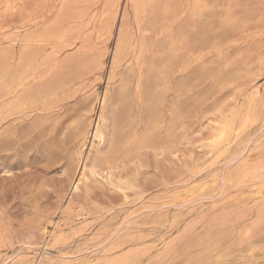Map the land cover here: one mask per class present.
I'll return each mask as SVG.
<instances>
[{"label":"rangeland","instance_id":"374dc122","mask_svg":"<svg viewBox=\"0 0 264 264\" xmlns=\"http://www.w3.org/2000/svg\"><path fill=\"white\" fill-rule=\"evenodd\" d=\"M5 55L0 264H264V0H0Z\"/></svg>","mask_w":264,"mask_h":264},{"label":"bare ground","instance_id":"6f19581e","mask_svg":"<svg viewBox=\"0 0 264 264\" xmlns=\"http://www.w3.org/2000/svg\"><path fill=\"white\" fill-rule=\"evenodd\" d=\"M120 17V16H119ZM119 21V20H118ZM117 28V27H116ZM115 31V30H114ZM115 37V36H114ZM9 43V42H8ZM41 43V42H40ZM120 53L122 52V48H121V45H120ZM112 50V49H111ZM118 49H117V51H116V54L115 55H117L118 54ZM106 56V55H105ZM36 59H35V57H34V55L32 56L29 52H24V53H22V54H20L19 56H18V60H17V63H16V65L12 68H10L9 70H7V74L9 75V80H8V84L10 85V88H9V91L7 92V94H10V95H12V97L13 98H16V100L17 101H12V102H10V104L12 105V104H14V103H16L17 102V104H19L20 106H22L23 104H25V102L26 101H23V99H24V93H25V90H26V88H28L26 85H27V83H29V81H28V78L30 77V75H31V71H32V68L34 67V61H35ZM5 61H7V55H5V56H1L0 57V62H5ZM108 66V65H107ZM105 77V76H104ZM62 83H64L63 82V80H60V81H57V80H55V79H53V80H51L50 81V83L48 84V85H46L45 87H44V94L46 95V97H49V96H52L54 93H55V90H57L59 87H62L63 86V84ZM158 85H159V81H158V78H157V76H155V78H154V81H153V84H152V88H150V91H149V101H151V104H152V111H151V115H150V124H152V122H155L157 119H159L160 118V113L157 111V108H159V103H160V101H161V98H162V93H161V91L159 90H157V87H158ZM96 86V85H95ZM97 87V86H96ZM138 88V87H137ZM78 89V88H77ZM93 89V88H92ZM103 89V88H102ZM127 91H128V89H127V86H126V83H124L122 86H121V88H120V90H119V95H121V96H124L126 93H127ZM132 91H133V89H132ZM136 94V93H135ZM102 95V94H101ZM105 94H104V96L102 97V99L100 100L102 103L105 101ZM134 101V100H133ZM254 106V105H253ZM257 106V105H256ZM260 108V107H259ZM255 109V108H254ZM97 110V109H96ZM55 112V111H54ZM103 112V111H102ZM262 113V112H261ZM97 115V114H96ZM264 117V116H263ZM262 117V118H263ZM104 119V118H103ZM263 121V120H262ZM92 122V121H91ZM256 123V122H255ZM259 123V122H258ZM262 123V122H261ZM89 125V124H88ZM262 125V124H261ZM260 126V125H259ZM87 127V126H86ZM263 127H264V125H263ZM257 128V127H256ZM261 128V127H260ZM251 131V130H250ZM249 132V131H248ZM258 132V131H257ZM257 132H255V134L257 133ZM260 132V131H259ZM263 133V132H262ZM115 134H117V131H115ZM250 134V133H249ZM93 135H94V137H97V138H100V139H102V137H103V132L101 131V129L99 128V126H98V124L96 125V127H95V130H94V132H93ZM79 136V135H78ZM252 136V135H251ZM251 136L249 137V138H251ZM90 137V136H89ZM243 137V136H242ZM253 137V136H252ZM258 137V136H257ZM221 138V137H220ZM133 139V138H132ZM214 139V138H213ZM243 139V138H242ZM98 140V139H97ZM96 140V141H97ZM233 140V139H232ZM92 141V140H91ZM230 141V140H229ZM245 141V140H244ZM243 141V142H244ZM232 142V141H231ZM99 143V142H98ZM227 143H229V142H227ZM80 144V143H79ZM223 144V143H222ZM240 144V143H239ZM77 145V144H76ZM81 145V144H80ZM79 145V146H80ZM92 145V144H91ZM237 145V144H236ZM244 145V144H243ZM234 146V145H233ZM245 146V145H244ZM88 147V146H87ZM96 147V146H95ZM233 148V147H232ZM232 148H231V150H232ZM238 148H239V146H238ZM245 148H247V147H245ZM79 149V148H78ZM83 149V148H82ZM242 149V148H241ZM240 149V150H241ZM244 149V148H243ZM87 150V149H86ZM85 150V151H86ZM233 151V150H232ZM238 151V150H237ZM242 151V150H241ZM240 151V153L239 154H241V153H243V151L241 152ZM246 151V150H245ZM244 151V152H245ZM233 152H236V151H233ZM232 152V153H233ZM100 154V153H99ZM238 154V155H239ZM102 155V154H101ZM235 155V154H234ZM233 155V156H234ZM242 156V155H241ZM238 157V156H237ZM232 158V157H231ZM239 158H240V156H239ZM238 159V158H237ZM83 161V160H82ZM80 162V161H79ZM229 162V161H228ZM118 163H120V162H118ZM227 163V162H226ZM79 165V164H78ZM106 165V164H105ZM116 165V164H115ZM226 165V164H225ZM70 166V165H69ZM80 166V165H79ZM229 166V165H228ZM82 168V167H81ZM224 168H226V166L225 167H223V170L222 171H224ZM68 169V168H67ZM227 169V168H226ZM245 170V169H244ZM67 172H68V170H67ZM109 172V171H108ZM69 173V172H68ZM72 173V172H71ZM110 173V172H109ZM243 173V172H242ZM105 174V173H104ZM226 174V173H225ZM69 175V174H68ZM72 175V174H71ZM221 175H223V173L221 174ZM85 176V175H84ZM199 176V175H198ZM200 176H202V175H200ZM226 176V175H225ZM107 177V176H106ZM253 177V176H252ZM100 178V177H99ZM83 179H84V177H83ZM97 179V178H96ZM221 179V178H220ZM102 180V179H101ZM222 180V179H221ZM263 179H261V181H262ZM103 181V180H102ZM130 181V180H129ZM133 181V180H132ZM224 181V180H223ZM87 182V181H86ZM112 182V181H111ZM118 182H120V181H118ZM80 183V182H79ZM124 183H126V182H124ZM77 184V183H76ZM182 185H184V184H182ZM181 185V186H182ZM76 186V185H75ZM117 186V185H116ZM175 186V185H174ZM173 186V187H174ZM180 186V185H179ZM179 186H177V187H179ZM185 186V185H184ZM77 187V186H76ZM122 187H124V186H122ZM139 187V186H138ZM173 187H171V188H173ZM126 188V187H125ZM238 188V187H237ZM78 189V188H77ZM112 189V188H111ZM131 189V188H130ZM129 189V191H131ZM71 189L69 188V191H70ZM161 190V189H160ZM165 190V189H164ZM220 190V189H219ZM256 190V189H255ZM121 191V190H120ZM157 191H159V190H157ZM166 191V190H165ZM231 191V190H230ZM122 192H123V190H122ZM122 192H121V194H122ZM137 192V191H136ZM140 192H141V190H140ZM179 192V191H178ZM221 192V191H220ZM160 193V192H159ZM166 193V192H165ZM155 194V193H154ZM225 194V193H224ZM136 195H138L137 193H136ZM135 195V196H136ZM141 195V194H140ZM148 195V194H147ZM123 196V195H122ZM126 196V195H125ZM129 196V195H128ZM138 197V196H137ZM130 198V197H129ZM140 198V197H139ZM138 198V199H139ZM143 198V197H142ZM192 198V197H191ZM201 198H203V197H201ZM208 198V197H207ZM206 198V199H207ZM210 198H213V197H210ZM203 199H205V198H203ZM209 199V198H208ZM140 200V199H139ZM189 200V199H188ZM195 200V199H194ZM197 200H200V199H197ZM202 200V199H201ZM216 200V199H215ZM127 201V200H126ZM134 201V200H133ZM192 201V200H191ZM181 202V201H180ZM183 202H185V201H183ZM198 202V201H197ZM194 203V202H193ZM263 203V202H262ZM134 204H136V201H135V203ZM184 204V203H183ZM186 204V203H185ZM132 206V205H131ZM134 206V205H133ZM135 207V206H134ZM259 207V206H258ZM258 207H256V208H258ZM126 208H127V206H126ZM125 208V209H126ZM174 208V207H173ZM183 208V207H182ZM161 209V208H160ZM159 209V210H160ZM163 209V208H162ZM161 209V210H162ZM160 210V211H161ZM174 210V209H173ZM175 210H177V208L175 209ZM259 210H260V208H259ZM120 211V210H119ZM127 211V210H126ZM130 211V210H129ZM158 211V210H157ZM165 211V210H164ZM159 212V211H158ZM175 212V211H174ZM242 212V211H241ZM238 213H240V212H238ZM138 214V213H137ZM136 214V215H137ZM159 214V213H158ZM259 214V213H258ZM123 215V214H122ZM185 215V214H184ZM148 216V215H147ZM154 216V215H153ZM133 217V216H132ZM131 217V218H132ZM134 217H136V216H134ZM152 217V216H151ZM151 217H150V219H151ZM263 217V216H262ZM100 218H102L101 216H100ZM126 218V217H125ZM146 218V217H145ZM257 218V217H256ZM117 219V218H116ZM141 219V218H140ZM142 219H144V218H142ZM244 219V218H243ZM252 219V218H251ZM260 219V218H259ZM100 220V219H99ZM98 220V221H99ZM175 220V219H174ZM263 220V219H262ZM262 220H260V223H261V221ZM104 221V220H103ZM118 221V220H117ZM135 221H136V219H135ZM148 221H149V219H148ZM172 221V220H171ZM126 222V221H125ZM145 222V221H144ZM147 222V221H146ZM170 222V221H169ZM173 222V221H172ZM258 222V221H257ZM102 223V222H101ZM100 223V224H101ZM103 223H105V222H103ZM112 223H115L116 224V221L115 222H112ZM135 223H137V222H135ZM135 223H133L134 225H135ZM253 223V222H252ZM48 224V223H47ZM99 224V225H100ZM107 224V223H106ZM110 224V223H109ZM120 224V223H119ZM132 224V223H131ZM137 224H139V223H137ZM172 224V223H171ZM254 224V223H253ZM95 225V224H94ZM98 225V226H99ZM105 225V224H104ZM104 225H102L103 227H104ZM145 225V224H144ZM167 225V224H166ZM170 225V224H169ZM205 225V224H204ZM247 225V224H246ZM250 225V224H249ZM257 225V224H256ZM259 225V224H258ZM257 225V226H258ZM50 226V225H49ZM54 226V225H53ZM52 226V227H53ZM101 226V225H100ZM101 226V227H102ZM112 226V225H111ZM122 226V225H121ZM131 226H133V225H131ZM138 226V225H137ZM160 226V225H159ZM161 226H163V225H161ZM107 227H108V225H107ZM139 227V226H138ZM137 227V228H138ZM151 227V226H150ZM155 227H157V226H155ZM251 227V226H250ZM250 227H248V228H250ZM253 227V226H252ZM251 227V228H252ZM254 227H256V226H254ZM64 228V227H63ZM109 228V227H108ZM116 228H117V225H116ZM128 228V227H127ZM130 228V227H129ZM136 228V229H137ZM162 228H165V227H162ZM169 228V227H168ZM202 228V227H201ZM105 229V228H104ZM132 229V228H131ZM140 229V228H139ZM147 229H148V226H147ZM153 229H156V228H153ZM160 229V228H159ZM254 229H256V228H254ZM264 229V228H263ZM263 229H261L262 231H263ZM133 230V229H132ZM135 230V229H134ZM141 230H143L142 228H141ZM162 230V229H161ZM245 230H246V228H245ZM115 231V230H114ZM136 231V230H135ZM140 231V230H139ZM154 231V230H153ZM157 231V230H156ZM159 231V230H158ZM250 231V230H249ZM105 232V231H104ZM107 232V231H106ZM108 232H109V230H108ZM128 232V231H127ZM241 232V231H240ZM246 232V231H245ZM253 232V231H252ZM258 232V231H257ZM264 232V231H263ZM198 233V232H197ZM234 233H235V231H234ZM262 233V232H261ZM142 234V233H141ZM164 234V233H163ZM162 234V235H163ZM233 234V233H232ZM242 234V233H241ZM255 234V233H254ZM257 234V233H256ZM255 234V235H256ZM234 235V234H233ZM260 235V234H259ZM49 236V235H48ZM153 236V235H152ZM195 236V235H194ZM218 236V235H217ZM241 236V235H240ZM58 237H60V236H58ZM108 237V236H107ZM121 237V236H120ZM138 237H140V236H138ZM213 237H216V235L215 236H213ZM257 237V236H256ZM129 238V237H128ZM155 238V237H154ZM153 238V239H154ZM233 238H235V237H233ZM261 238V237H260ZM58 239V238H57ZM136 239H138V238H136ZM232 239V238H231ZM241 239V238H240ZM243 239V238H242ZM263 239V238H262ZM60 240V239H59ZM123 240V239H122ZM155 240V239H154ZM208 240H210V238L208 239ZM229 240V239H228ZM245 240V239H244ZM253 240V239H252ZM58 241V240H57ZM99 241V240H98ZM130 241V240H129ZM145 241V240H144ZM157 241V240H156ZM232 241V240H231ZM234 241V240H233ZM106 242V241H105ZM115 242V241H114ZM132 242V241H131ZM194 242V241H193ZM202 242V241H201ZM204 242V241H203ZM202 242V243H203ZM246 242V241H245ZM251 242V241H250ZM263 242H264V240H263ZM54 243H55V241H54ZM60 243V242H59ZM124 243H126V242H124ZM180 243H182V242H180ZM239 243H240V241H239ZM115 244V243H114ZM113 244V245H114ZM128 244V243H127ZM172 244V243H171ZM262 244V243H261ZM260 244V246H262ZM51 245V244H50ZM119 245H120V243H119ZM122 245V244H121ZM183 245V244H182ZM193 245V244H192ZM195 245V244H194ZM209 245V244H208ZM229 245V244H228ZM242 245V244H241ZM248 245V244H247ZM263 245H264V243H263ZM243 246V245H242ZM251 246V245H250ZM81 247V246H80ZM83 247V246H82ZM85 247V246H84ZM151 247V246H150ZM173 247V246H172ZM183 247H184V245H183ZM208 247V246H207ZM226 247H227V245H226ZM226 247H224V248H226ZM245 247V246H244ZM263 247V246H262ZM46 248H48V247H46ZM113 248V247H112ZM115 248V247H114ZM124 248V247H123ZM195 248V247H194ZM206 248V247H205ZM233 248V247H232ZM237 248V247H236ZM257 248V247H256ZM16 249H17V247H16ZM142 249V248H141ZM196 249V248H195ZM207 249V248H206ZM223 249V248H222ZM252 249V248H251ZM19 250V249H18ZM50 250H52V249H50ZM88 250V249H87ZM87 250H85V251H87ZM227 250V249H226ZM229 250V249H228ZM194 251V250H193ZM216 251V250H215ZM224 251H225V249H224ZM264 251V250H263ZM262 250H261V252H263ZM43 252H45V251H43ZM69 252V251H68ZM72 252H73V250H72ZM74 252H76V251H74ZM79 252H80V250H79ZM84 252V251H83ZM104 252V251H103ZM111 252V251H110ZM176 252V251H175ZM260 252V253H261ZM78 253V252H77ZM207 253V252H206ZM210 253H211V251H210ZM210 253L208 254V255H210ZM219 254H220V252H218ZM227 253V252H226ZM245 253V252H244ZM254 253V252H253ZM253 253H251V254H253ZM48 254V253H47ZM62 254V253H61ZM218 254V255H219ZM241 254V253H240ZM249 254V253H248ZM5 255V254H4ZM13 255V254H12ZM109 255V254H108ZM146 255V254H145ZM192 255H194V254H192ZM196 255V254H195ZM199 255V254H198ZM216 255V254H215ZM261 255V254H260ZM253 256V255H252ZM48 257V256H47ZM194 258V257H193ZM198 258V257H197ZM166 259V258H165ZM4 260V259H3ZM79 260V259H78ZM8 261V260H7ZM14 261V260H13ZM15 261H17V260H15ZM35 261V260H34ZM77 261V260H76ZM12 262V261H11ZM23 262V261H22ZM146 262V261H145ZM263 261H261V263H262ZM77 263V262H76ZM143 263V262H142ZM21 264V263H20ZM25 264V263H24ZM137 264V263H136ZM237 264V263H236Z\"/></svg>","mask_w":264,"mask_h":264}]
</instances>
